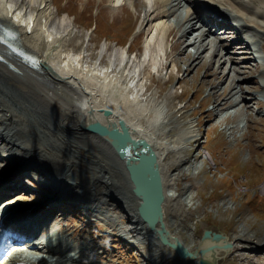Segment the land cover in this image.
Instances as JSON below:
<instances>
[{
  "label": "bare ground",
  "instance_id": "6f19581e",
  "mask_svg": "<svg viewBox=\"0 0 264 264\" xmlns=\"http://www.w3.org/2000/svg\"><path fill=\"white\" fill-rule=\"evenodd\" d=\"M144 2L147 9L143 13L144 19L138 24V32L144 31L148 38L141 60L138 61L136 56H129L128 49H121L116 53H111L107 49V56L103 53L95 61L93 53L85 57L82 55V50L74 52L69 47L71 42L75 40L74 43H78L80 38L73 22L67 17L64 19L67 21L65 23L55 21L57 11L52 9L51 0H0V23L15 29L19 33L21 46L37 55L42 62L40 69L32 68L20 58L9 56L8 48L0 43V51L6 55L4 61L0 60V66L18 78L28 76L32 83L39 86L25 90L29 94L20 106L15 105L16 98L12 91H8L5 87L0 89V141L8 143L12 152L16 147L15 141H18L17 148L22 156V159L16 162L15 158L11 159L14 156L8 153L10 151L2 152L3 148H0L5 158L17 164L11 172L0 176L2 179L0 180V242H2L0 254L4 257L0 264H93L92 259H89L93 249L89 250L88 247L95 241H84L77 245L73 240L62 237L56 226L47 223L42 227V224L48 221L57 209L63 210L67 206L75 208L78 201L73 198L74 189L90 193L96 191L98 186H104L117 202L124 203L123 194L119 189L125 188V180L121 172L102 158L103 152H99L94 144V147L88 148V142L76 138V135L73 136V139L78 141L76 146L83 148L84 153H79L81 158L96 160L103 165V168L92 169L89 175L84 177L81 173L77 174L72 170L68 157V153H72L70 148L66 149L67 153L63 155L58 152L59 149L54 146L53 140L51 145L38 140L47 124L44 122L45 119L40 122L39 116L45 115V108L41 103L30 101L28 106L26 104L33 93L62 99L61 107L65 111L56 117V121H59L57 127L61 139L68 137V132L77 123L85 127L98 122L109 128L112 126L120 128L119 122L122 120L134 139L146 140L157 156L165 189L164 222L168 226L166 218L167 210H170L169 204L173 201L172 198L176 199L179 194V190L176 193L175 185L177 184V189L181 187V182L177 183L180 168L176 170L173 168L190 162L191 156L184 159L183 155L186 151H190L191 148L189 149L188 146L197 143L202 134H197L195 122L192 120L187 123L188 128H183L174 112L170 111L169 100L160 99L155 90L152 92L147 90V79L153 73L160 75L164 63L169 61V68L177 70L175 59L170 52L171 45L167 44L168 35L172 36L174 46L180 47L181 52L186 55L188 59L186 70L192 65L197 66L202 63L203 54L209 46H213L215 50L228 51L227 45L222 42L223 39V41L231 39L230 44H237L236 54L247 56L246 62L252 64V69L264 70V0H188L187 4L193 3L194 11H191L188 4L184 13L180 12L184 0H144ZM109 3V6L114 8L124 5L123 0H109ZM135 5L138 3L136 2L134 7ZM168 8L169 13H167ZM158 10L161 11L160 16L155 18ZM176 11L175 25L163 19ZM177 26L180 32L175 29ZM221 26L224 28L219 32L223 33L222 37L218 38L217 30ZM228 27L230 30H224ZM225 55L222 54L221 57L224 58ZM212 58H216L214 50H212ZM228 60L230 58L222 62L220 58L219 67H222L218 69L219 76ZM232 65L237 64H231L228 75L232 71L237 79L241 72ZM249 80L264 91V71L257 78L251 76ZM225 83L226 80L222 82ZM10 84L9 82L6 87ZM241 90L242 87L240 90L233 87L223 101L216 102L214 107L218 109V114L225 104H232L238 99L241 102L245 100L240 93ZM246 108L252 111L249 105ZM105 111H109L110 115L105 116ZM26 115L32 116V125L24 122ZM69 121L76 123L72 125ZM174 131L175 133L172 134ZM92 135L105 141L117 155L106 139L99 137L98 134ZM69 142L74 144L70 139ZM203 155L204 158H208L207 154ZM118 159L126 172V177L128 176L131 193L133 184L124 162L119 157ZM33 161L36 163H32ZM30 168L42 172L41 175H36L34 181L41 188L51 190L54 196L57 194L56 201L52 204L27 208L10 206L6 199L22 187L23 177L30 174ZM199 172L198 169L193 171L192 176H197ZM181 189L186 188L181 187ZM136 200L134 209L127 211L141 222L132 223L133 230L142 237L139 241L142 244L155 245V250L159 251V257L162 259H177L175 251L163 246L156 230H150L140 218L138 213L140 201L137 198ZM183 205L182 203L180 207ZM87 209L88 207L82 206L78 212ZM167 230L170 241L178 238L183 243L179 234H175L176 231L172 232L168 227ZM124 231L127 235L131 233L130 228H125ZM224 237L219 243L229 242L232 247L217 249L215 255L218 259L228 256L237 243L234 239L230 242L227 235ZM244 237L247 238L245 233L236 239L244 240ZM199 246L200 244L196 247ZM42 249H46L47 253L38 255ZM181 261L183 264H197L194 260Z\"/></svg>",
  "mask_w": 264,
  "mask_h": 264
},
{
  "label": "rangeland",
  "instance_id": "374dc122",
  "mask_svg": "<svg viewBox=\"0 0 264 264\" xmlns=\"http://www.w3.org/2000/svg\"><path fill=\"white\" fill-rule=\"evenodd\" d=\"M51 1L52 9L57 11L55 21L65 23L67 21L64 19L67 17L76 28L80 39L78 43H74V40L69 46L74 52L82 50L85 57L93 53V59L97 60L103 53L107 56V49L111 53L128 49L129 56H136L138 61L141 60L148 38L144 31L138 32V24L144 19L143 13L147 9L144 0H136L138 5L135 7V0H123L124 5L118 6L119 8L109 6V0ZM184 1L180 12L184 13L188 4L191 11H194L193 3L187 4L188 0ZM160 12L157 11L155 18H159ZM174 16H177V11L163 19L175 25L177 18L174 19ZM184 26L186 28V24ZM223 28L221 26L217 30V37H222L223 32L219 31ZM175 29L180 32L178 26ZM224 30H229V27ZM230 41L231 39L222 41L227 45L228 51L215 50L213 46H209L203 54L202 63L192 65L186 70L188 59L180 47L174 46L173 38L169 34L167 44L171 45L169 49L175 59L177 70H171L168 61L163 64L160 75L153 73L147 79L148 92L155 90L160 99L169 100L170 111L174 112L183 128H188L187 123L192 120L195 122L197 134L202 133L198 142L188 146L191 148L190 151L183 155L184 159L191 156L190 162L173 168L175 170L180 168L177 183L180 181L181 187L186 189L182 190L181 187L177 189L175 182L176 193L179 190V194H176L177 200L174 197L169 204L170 210H167L166 221L167 227L172 232L176 231L175 234H179L183 243L191 250L199 244L205 230L227 235L230 242L234 239L237 243L232 252L220 258L217 264H264V91L249 80L251 76L257 78L264 70L252 69V64L246 62L247 56L236 54L237 44H230ZM212 50L216 52V58H212ZM222 54L225 55L224 58L221 57ZM220 58L222 62L226 58L230 60L224 64L219 76L218 69L222 67H219ZM231 64H237L232 67L241 72L237 77L238 81L232 71L228 75ZM224 80L226 83L222 84ZM9 82L11 84L6 87ZM4 87L12 91L16 98L15 105L18 106L27 98L26 95L29 94L25 91L27 88H39L28 76L18 78L0 66V89ZM233 87L236 90L243 88L240 93L245 100L241 102L238 99L232 104H225L218 114V109L214 107L216 102L223 101ZM52 95L54 96L53 93ZM250 99L252 100L249 101ZM30 101L41 103L45 108L44 117L39 118L40 122L45 119L47 127H44V132L38 140L50 145L53 140L54 146L63 155L67 153L66 149L70 148L72 153H68V157L75 173H81L86 177L89 171L103 168V165L96 160H87L79 156V153L84 151L80 146H76L78 141L73 139L74 135L88 142V148L94 147V144L99 152L102 151L104 154L101 155L102 158L112 167L118 168L125 180V188H119L124 197L123 204L117 202L104 186L95 187L96 191L90 193L74 189L73 198L78 201L75 208L67 206L63 210H55L42 227L47 223L56 226L62 237L73 240L77 245L84 241H95L88 247L89 250L93 249L89 254L93 264H183L178 256L177 259L169 260L160 258L155 245L142 244L139 241L142 237L132 227V223L139 219L127 211L134 209V201L137 200L132 189L130 193L128 176L126 177L121 161L109 145L87 132L81 124L74 125L75 121H69L74 126L69 132L66 131L69 133L68 137L61 139L57 127L59 121H56V117L65 111L61 107L62 99L33 93L26 102L27 106ZM248 105L252 107V111L246 108ZM31 117L26 115L24 122L31 124ZM34 129L36 132V127ZM174 133L175 131L172 134ZM69 139L74 144H71ZM15 142L14 152L8 143L2 141L0 148H3L2 152L10 151L8 153L14 156L11 159L15 158L17 162L22 156L17 148L19 142ZM67 144L69 146H66ZM203 154H207L208 158H204ZM16 165L0 151V176L11 172ZM30 169V174L23 177L22 187L6 199L10 206L27 208L56 201L57 194L54 196L51 190L41 188L34 181L36 175H41L42 172ZM197 169L200 172L193 177L192 173ZM180 200L184 204L182 207ZM82 206L88 209L78 212ZM125 228L131 229V233L127 231L130 235L124 231ZM244 233L247 237L244 238L250 237L248 239H251L250 241L236 239ZM40 253H47V250L42 249L38 255ZM194 261L198 264L197 260Z\"/></svg>",
  "mask_w": 264,
  "mask_h": 264
},
{
  "label": "water",
  "instance_id": "95a60500",
  "mask_svg": "<svg viewBox=\"0 0 264 264\" xmlns=\"http://www.w3.org/2000/svg\"><path fill=\"white\" fill-rule=\"evenodd\" d=\"M6 27L8 26L1 23L0 29H5ZM8 28L14 32L17 38L13 42L7 40L5 44L16 48L19 46L25 52H29L21 46L19 33L11 27ZM2 38L0 40L4 41ZM1 54L5 59L6 55L4 53ZM7 54L14 57L8 51ZM32 55L35 54L32 53ZM20 56V59L32 68L40 69L42 67L41 59L37 55L35 57L36 60L40 59L39 66L32 64L27 57L23 58L22 54ZM104 115L109 116L110 112L105 111ZM119 126L120 128L118 126L109 128L95 122L85 126L84 129L87 132L98 134L99 137L106 139L118 157L124 162L129 179L133 184L132 192L140 201L138 205L140 218L147 224L150 230H156L160 242L175 251L180 259L197 260L198 264H217L219 261L215 255L217 249H230L232 247V244L229 242L225 244L219 243L225 238L222 233L205 230L199 242L200 246L194 250H189L178 238L170 241L169 232L164 222L165 189L156 153L146 140L134 139L124 121L121 120Z\"/></svg>",
  "mask_w": 264,
  "mask_h": 264
}]
</instances>
